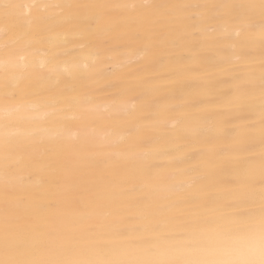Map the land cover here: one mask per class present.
<instances>
[{
    "label": "snow or ice",
    "instance_id": "6c2138e0",
    "mask_svg": "<svg viewBox=\"0 0 264 264\" xmlns=\"http://www.w3.org/2000/svg\"><path fill=\"white\" fill-rule=\"evenodd\" d=\"M21 7L0 0V39L27 29L4 50L32 37L20 53L8 52L4 66L27 71L11 58H41L38 70L19 77L30 94L15 90V77L0 89V264H264V0L31 3L23 5L29 19H21ZM112 9L130 21L119 35L100 27ZM188 12L197 24H185ZM53 20L69 27L71 48L67 35L58 43L39 37L54 30L45 27ZM229 22L259 31L258 75L248 53L227 58ZM201 25L208 38H189L188 28ZM93 36L100 50L78 58L97 48ZM161 48L187 50L175 75L162 74L163 57L143 62ZM114 51L120 63L108 54ZM101 55L109 67L90 73L84 61ZM66 56L72 70L62 73L57 65ZM124 68L135 71L116 79ZM189 73L190 82L172 86ZM133 92L146 104L134 127L119 106L109 110L97 99ZM105 127H126L127 142L103 134Z\"/></svg>",
    "mask_w": 264,
    "mask_h": 264
},
{
    "label": "bare ground",
    "instance_id": "6f19581e",
    "mask_svg": "<svg viewBox=\"0 0 264 264\" xmlns=\"http://www.w3.org/2000/svg\"><path fill=\"white\" fill-rule=\"evenodd\" d=\"M210 1V2H209ZM240 2V0H237ZM236 1V2H237ZM5 2H12V3H18L22 7L19 10V14L21 19H29L30 17L26 15L28 13V9L24 8L23 5L31 4V3H72V4H111V5H118V4H204V3H216L220 2V0H5ZM255 2H258V0H255ZM110 15L106 16L105 19L101 22L100 27L101 29L105 27H112L115 28L114 35H119L124 32L127 24L130 22L127 19V13L122 9H112L109 10ZM33 14L35 13V10H32ZM185 18V24L186 25H193L197 24L198 21L188 20V16H194L196 13L194 12H188L182 14ZM53 22L57 23V21L53 20L50 25L53 24ZM232 23V24H231ZM231 26L226 25L227 27V33L223 36V47L225 52L227 53V58L230 59L233 62H236L242 54L248 53L250 55V58L254 62V67L257 70V75L259 74V64H260V56H261V40H260V34L259 31H253L248 32L242 29V26L238 23L233 24V22H230ZM50 25H47L45 27H50ZM6 27V25L3 22H0V30H3ZM64 31L60 34H57L54 36H51V39L54 43L59 42V38L63 37L65 35L68 36L69 40V48L72 47L71 39L72 35L69 31V27L64 26ZM192 30H196L198 33V37L200 39H206L207 36V26L201 25L200 27H189L188 28V37L191 38V36L194 34L192 33ZM27 29L18 28L15 32H10L9 36L3 39H0V89H2L5 77L8 78L9 81H11L14 77L16 79V91L25 90L26 93L30 94L34 89L29 87V81L24 79H19L21 76H27L30 72L34 70H38V64L37 61L41 58L38 55H28L24 61H21L20 55L17 54L15 57L11 58L12 62L16 63L17 65L24 63L27 64L29 67L27 71H25L23 68L17 67L13 69L12 67H5V62L10 60V57L8 55V52L15 51L16 53H20L23 49V45L27 42L26 36L23 40L20 41L19 44L15 45L14 48H10L8 52L4 50V45L6 43L10 44L12 39L18 35L21 32H25ZM48 31L41 30V32L38 34L39 37H44L47 34ZM240 33L237 35V33ZM34 36L37 35L36 33L33 34ZM47 36V35H46ZM45 39V38H43ZM93 39L95 40L97 44L96 49H88L85 50L83 53H78V58H83L85 56H88L91 52L100 50L99 46L103 43L101 40L97 39L95 36H93ZM228 45H236L235 51H229ZM48 46L47 45H37V48H39L40 52L47 54L49 50H46ZM31 51V50H30ZM113 57L114 63H120V58L122 56V53L114 51L111 53H108ZM181 55H187L186 49H170V48H161L157 51V53L149 58L148 60H144V63H149L153 60H157L160 57H163L164 65L162 67V74L165 75H175L179 70L180 66L175 63V60L178 56ZM72 56H66L62 58V60L58 63L57 67L58 69L63 73V70L65 68L68 69L69 72L72 70ZM104 56L101 55V58L93 64L91 60H87L84 62H87L89 64V72L90 73H101L102 71L106 70L109 65L107 63H104ZM193 68H195L196 72L202 73L203 69L198 65L194 64L192 65ZM133 68H124L123 71L118 72L116 74V79L123 80L130 75L134 73ZM151 76V73H149L147 76L139 77L138 80L133 81V84L135 85L140 80H146ZM192 79V74H186L179 79L171 81L172 86H179L181 84H187ZM145 87H151V85L145 84ZM140 93L139 92H133L128 96L125 97H115L113 98L108 93H100L99 96H102L103 100H98L99 103L109 110L112 109L113 105H117L120 107L121 111L125 113V115L122 117L123 121H126L129 126H136L138 123L139 115L143 112V110L146 107V104L144 101L139 100ZM159 95L163 96L165 93L161 92ZM2 107V105H0ZM38 114V113H37ZM68 116L77 115V113L69 111L66 113ZM2 118V117H0ZM16 117H12V119H15ZM169 124V134H175L179 129L171 128L172 121H168ZM73 131H78L77 129H74ZM103 134H111L113 138L122 140L123 142H127L128 139V131L126 127H105L102 129ZM156 136L159 135L158 132H152V131H145L144 136ZM39 179L38 175L32 176V184L35 185Z\"/></svg>",
    "mask_w": 264,
    "mask_h": 264
},
{
    "label": "rangeland",
    "instance_id": "374dc122",
    "mask_svg": "<svg viewBox=\"0 0 264 264\" xmlns=\"http://www.w3.org/2000/svg\"><path fill=\"white\" fill-rule=\"evenodd\" d=\"M11 1H12V0H11ZM236 1H237V0H235V2H236ZM209 2H210V1H209ZM209 2H207V3H209ZM237 2H239V1H237ZM0 22H3V21L0 20ZM3 23H4V22H3ZM231 24H232V23H231ZM231 24H230V22H229V26H231ZM233 24H236V23L233 22ZM56 25H57V23L53 22V24L50 25V27H53L54 30L51 31V32L48 31L47 34H46L47 36L45 35L44 37H40V38H45V39H47V38H51V36H54V34L57 35V34H60V33H62V32L64 31V28H62V27H58V26H56ZM226 25H228V23H227ZM192 33H195L196 35H198V33H197L196 30H192ZM26 37H27L26 40L32 38V37H28V36H26ZM35 47L37 48V45H36ZM46 50H49V48L47 47ZM97 99H98V100H103L104 98H103L102 96H98Z\"/></svg>",
    "mask_w": 264,
    "mask_h": 264
}]
</instances>
